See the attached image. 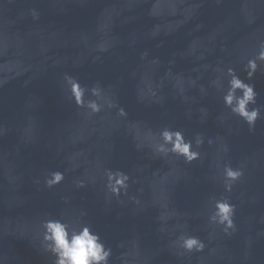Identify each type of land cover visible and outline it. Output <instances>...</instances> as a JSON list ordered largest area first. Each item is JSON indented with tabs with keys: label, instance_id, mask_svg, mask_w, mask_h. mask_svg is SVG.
<instances>
[{
	"label": "water",
	"instance_id": "obj_1",
	"mask_svg": "<svg viewBox=\"0 0 264 264\" xmlns=\"http://www.w3.org/2000/svg\"><path fill=\"white\" fill-rule=\"evenodd\" d=\"M262 42L264 0H0V264H54L40 249L49 218L87 224L108 264H264V61L253 132L213 83L227 86L228 67L246 79ZM65 73L99 83L101 111L69 100ZM164 128L200 133V157L157 153ZM225 165L244 172L231 192ZM108 169L129 176L126 192L107 189ZM54 171L64 179L48 188ZM223 198L231 235L208 220ZM181 236L204 250L184 252Z\"/></svg>",
	"mask_w": 264,
	"mask_h": 264
},
{
	"label": "clouds",
	"instance_id": "obj_2",
	"mask_svg": "<svg viewBox=\"0 0 264 264\" xmlns=\"http://www.w3.org/2000/svg\"><path fill=\"white\" fill-rule=\"evenodd\" d=\"M34 18H38V14L33 10ZM146 55V53H145ZM264 61V42L259 46V51L255 58L248 59L245 65L247 78L241 79L235 69L228 67L222 70L227 78V86L214 81L223 89V104L229 109L231 114L238 116L248 125L249 132H253L256 122L261 118L262 106L257 104L259 93L255 90L254 83H250L255 75L258 63ZM64 82L67 85L68 98L74 101L77 107L90 109L91 112L97 113L101 111L102 105L98 101L102 97L103 89L97 82L91 88L82 86L81 83L72 75L65 73ZM202 91L203 88L201 89ZM86 93H90L91 97L85 99ZM108 102V107H113ZM120 114L124 115L121 108ZM201 112L206 113V108H201ZM223 122L224 117H219ZM160 143L155 146V151L164 155L173 154L183 157L185 162L191 163L200 157V153L193 148L200 147L204 143V137L197 133L193 139H187L184 133L179 130L164 128L159 133ZM213 141L208 140L211 144ZM224 151H229L227 145ZM244 175L242 169H234L230 165L224 166L225 191L231 192L233 183ZM106 187L116 196H119L121 190L126 192L128 188L129 176L121 170H106ZM64 179V174L60 171H54L48 174L44 179V184L48 188L59 184ZM39 183V180L35 181ZM83 187V183L78 184ZM236 205L231 203L228 198L215 200L213 211L208 217L209 223L220 225L225 235H231L236 231L235 217ZM86 215V213H81ZM40 249L45 253H50L54 259V264H108L111 256V248L107 247L98 233H95L87 224H81L79 227H73L68 222L60 219H45L40 224ZM177 247L188 253H199L205 248L204 242L196 236H181L177 238Z\"/></svg>",
	"mask_w": 264,
	"mask_h": 264
}]
</instances>
